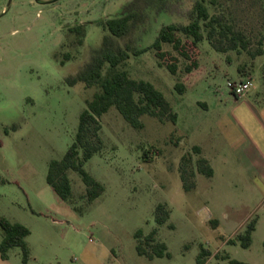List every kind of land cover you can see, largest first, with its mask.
<instances>
[{
	"label": "rangeland",
	"instance_id": "rangeland-1",
	"mask_svg": "<svg viewBox=\"0 0 264 264\" xmlns=\"http://www.w3.org/2000/svg\"><path fill=\"white\" fill-rule=\"evenodd\" d=\"M131 1L0 0V217L30 231L27 262L13 247L0 264H197L201 249L210 252L204 264H264V105L258 103L264 100V0H216L210 12L221 13L248 46L218 51L204 39L190 72L184 70L189 60L167 44L163 49L178 57L175 75L152 49L131 54L120 68L160 90L175 120L144 114L143 126L135 128L111 106L99 118L101 148L84 163L103 193L91 202L81 198L85 186L74 170L67 171L72 203L47 184L49 162L63 157L97 90L69 85L66 77L100 45L106 32L100 21ZM190 4L179 0L174 10L183 14ZM179 20L152 8L132 43L148 45L162 24ZM76 24L85 25L80 45L69 31ZM258 46L263 53L253 58ZM245 75L251 76L249 94L235 101L227 82ZM243 100L254 103L262 123ZM198 157L207 160L210 176L197 170ZM181 168L193 188H183ZM159 204L169 211L162 224L156 221ZM253 218L248 247L227 242ZM153 229L169 255L137 252L139 239L151 251L145 236Z\"/></svg>",
	"mask_w": 264,
	"mask_h": 264
},
{
	"label": "trees",
	"instance_id": "trees-1",
	"mask_svg": "<svg viewBox=\"0 0 264 264\" xmlns=\"http://www.w3.org/2000/svg\"><path fill=\"white\" fill-rule=\"evenodd\" d=\"M178 1L132 0L123 7L118 15L100 21L103 30L106 31L100 45L91 50L88 60L74 74L66 77V82L69 85L82 82L85 87H96L97 90L93 97L86 101V107L79 114L78 127L73 142L60 160H51L48 164L46 182L61 200L72 203L73 199L71 184L67 176L68 170H74L80 175L85 186L84 192L80 196L87 202H91L103 193V184L85 170L84 163L101 148L99 118L111 106H114L123 118L135 128L143 126L140 117L144 114L153 116L160 121L166 117L172 121L176 118L169 101L160 90L147 80L131 78L126 70L120 68L131 54L139 55L152 49L158 59V64L165 66L170 73L175 75L178 69V57L172 55L170 51L164 50L163 44L170 45L178 55L189 60L184 67L185 72H190L197 67V59L193 57V54L198 55V44L204 39H207L218 51L247 48L249 41L241 31L235 30L221 13L210 12V6H213L216 0H190V7L183 14L174 10ZM152 8L157 15L168 13L184 18V21L162 24L150 44L136 46L131 39L133 32L140 23L146 20ZM69 31L77 37V44H82L85 25L76 24L71 26ZM262 53L261 46L250 52L253 58ZM66 58H68V54ZM239 70L241 71L242 67ZM175 88L182 92L184 85L176 82ZM16 127L17 125L11 126L12 129ZM193 150L196 153L200 152L198 146H194ZM196 168L206 175L212 174L211 167L203 157H198ZM180 176L185 190L194 187V182L187 183L186 172L183 168H181ZM3 182L4 179L0 176V183ZM156 212L158 224L164 223L169 216V211L165 209L164 205L159 204L156 207ZM256 221V218H253L242 233L227 239V242L235 243L236 240H240L243 247H248L251 244V235L255 229ZM0 229L2 231L0 258L6 260L8 251L13 247H19L22 261L27 262L29 247L26 236L30 233L29 229L23 224L11 222L3 216L0 217ZM156 233L157 230L153 229L145 236V242L150 247V252L143 248L141 239L138 240L136 250L139 254H147L150 257L169 255L166 245L156 240ZM140 236L141 231H137V239ZM209 255V251L201 249L197 256V264H204ZM228 264L248 263L229 259Z\"/></svg>",
	"mask_w": 264,
	"mask_h": 264
},
{
	"label": "built area",
	"instance_id": "built-area-1",
	"mask_svg": "<svg viewBox=\"0 0 264 264\" xmlns=\"http://www.w3.org/2000/svg\"><path fill=\"white\" fill-rule=\"evenodd\" d=\"M250 85H251V76L250 75H245V76H242L238 80H235V81L233 80V81L227 82V86H228L229 90L231 91V93L235 97L244 96L248 92V90L250 89Z\"/></svg>",
	"mask_w": 264,
	"mask_h": 264
},
{
	"label": "crops",
	"instance_id": "crops-1",
	"mask_svg": "<svg viewBox=\"0 0 264 264\" xmlns=\"http://www.w3.org/2000/svg\"><path fill=\"white\" fill-rule=\"evenodd\" d=\"M251 85H252V82H251ZM251 85H250V88H251ZM249 91H250V89L248 90V92L244 96H242L240 98H243V97L246 98L245 96L249 94ZM234 98H235V101H238V98L237 97L234 96ZM243 101H244L243 103L245 104V107H247L248 111H250V115L252 117H256L258 119L259 123H262L263 120L261 119V117L259 115L260 113H259L257 107L254 105V103H252L250 101H246L245 102V100H243ZM256 101H258V100H256ZM263 101L264 100L262 99V100L258 101V103L264 105V102Z\"/></svg>",
	"mask_w": 264,
	"mask_h": 264
}]
</instances>
